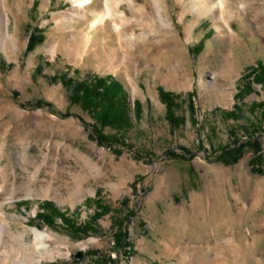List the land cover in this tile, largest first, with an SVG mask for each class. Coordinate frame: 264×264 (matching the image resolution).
Segmentation results:
<instances>
[{"label":"rangeland","instance_id":"1","mask_svg":"<svg viewBox=\"0 0 264 264\" xmlns=\"http://www.w3.org/2000/svg\"><path fill=\"white\" fill-rule=\"evenodd\" d=\"M191 1L163 0L173 29L151 0H124V21L90 29L72 17V0H0V24L10 16L7 50L0 45V264H264V0H227L222 31ZM102 4L87 6L89 19ZM32 35L42 41L28 52ZM112 46L128 67L98 66L96 49ZM63 73L123 83L133 121L125 144L98 142L95 120L52 80ZM161 90L174 97L175 124ZM249 137L262 142L261 172L248 146L234 164L217 160ZM181 146L191 160L175 155ZM47 202L92 230L74 234ZM98 202L110 210L93 220ZM122 222L131 248L115 247ZM32 228L62 255L37 261Z\"/></svg>","mask_w":264,"mask_h":264},{"label":"trees","instance_id":"2","mask_svg":"<svg viewBox=\"0 0 264 264\" xmlns=\"http://www.w3.org/2000/svg\"><path fill=\"white\" fill-rule=\"evenodd\" d=\"M42 38H37L32 35L29 39L27 51H32L36 44L41 42ZM70 90L69 101L70 105H79L84 111L88 112L95 120L93 125V133L98 142L102 145L121 143L125 144L123 140L125 138V132L128 131L132 125V115L130 106V95L123 83L116 77L107 76H94L90 80H75L72 77H68L63 73L60 76H53L52 80H59ZM163 99L167 104V117L175 124L177 118L175 116L174 97L170 92L161 90ZM112 128L117 130L118 136L109 135L104 132L105 128ZM117 135V134H116ZM248 146L253 148L255 155L251 159V164L254 170L261 172L260 162L262 160L261 150L262 142L256 137H249L245 141L235 140L233 144H230L223 148L222 152L218 154L217 160L226 164H234L238 162L243 156V149ZM182 153H174L177 156L185 159H192L194 152L186 146H181ZM257 166V167H255ZM50 209H53L51 214H56L63 219V224L69 227L74 234L86 235L92 230L93 223L85 222L82 224L73 225L69 222V219L63 214L58 212L50 202L46 203ZM98 211L93 215V220H97L103 213L108 212L109 206L97 203ZM47 212H40L36 215V218L46 219ZM119 230L114 233V244L116 248L130 247L131 242L128 239V231L123 222L118 224ZM108 262L113 264H119L113 257H109Z\"/></svg>","mask_w":264,"mask_h":264},{"label":"bare ground","instance_id":"3","mask_svg":"<svg viewBox=\"0 0 264 264\" xmlns=\"http://www.w3.org/2000/svg\"><path fill=\"white\" fill-rule=\"evenodd\" d=\"M123 1L124 0H103V4H102L103 7L101 9L97 7L94 8V10H92L94 17L89 19L88 14H87L88 12L87 6L91 2H93V0H72L74 4V9L72 13H74L75 15L73 16L71 15V16L75 18L76 20L81 19V18L86 20V22L89 24L90 29H94L100 26L101 27L106 26L107 21L110 18L113 21H116L114 19H119L120 21H124L125 20L124 12L121 10V4ZM132 2H134V0H132ZM190 3H191V6L196 11L200 12V15H203L208 12H212L214 17L218 19L217 28L220 31H222L221 23L227 21L226 16H225L227 12V3H228L227 0H193ZM151 4L154 9V12L156 13V17H157L156 19L158 20V22H160L161 25L167 26L169 29H173V25L170 22V18L164 14L163 0H151ZM145 10L146 8L142 6V11H145ZM142 19L144 18L142 17ZM9 22H10L9 13L5 12V14L3 15V21L0 24V45L5 49L7 47L8 35H10ZM228 26L231 28L230 24H228ZM115 28L117 29L118 26H115ZM156 28H150L146 26V32L156 33L157 32ZM84 35H87L86 42L88 44V42L92 40V36L90 35H93V34L85 33ZM132 41H133V34H131V38H130V41L127 43V47H130V45L133 44ZM12 45L14 46V43ZM97 49H96L95 56L97 58H100L101 60V62L98 63V66L108 67V69H111V70H118L119 68L129 66L127 64L128 58L124 57V55L120 56V49L117 48L116 46L110 47L109 49L110 51L106 49L105 55L104 54L102 55L100 52H98L99 50ZM86 51L87 50H84V52ZM2 228H3V223L0 222V241H2L3 239L2 238V231H3ZM32 231L34 232L35 240L30 250L33 253H36V252L39 253V257L37 261H41L43 259H56L57 257L62 255L60 250L49 249L50 244L46 241V239L51 238L50 233L37 229V228H32ZM94 241H96L95 238H90L88 241L82 242L81 245L86 246L88 245V243H91Z\"/></svg>","mask_w":264,"mask_h":264},{"label":"water","instance_id":"4","mask_svg":"<svg viewBox=\"0 0 264 264\" xmlns=\"http://www.w3.org/2000/svg\"><path fill=\"white\" fill-rule=\"evenodd\" d=\"M80 255H81V254L79 253V254H78V257H80Z\"/></svg>","mask_w":264,"mask_h":264}]
</instances>
